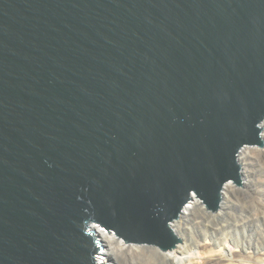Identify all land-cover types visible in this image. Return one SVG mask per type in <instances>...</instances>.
Segmentation results:
<instances>
[{
	"label": "water",
	"instance_id": "1",
	"mask_svg": "<svg viewBox=\"0 0 264 264\" xmlns=\"http://www.w3.org/2000/svg\"><path fill=\"white\" fill-rule=\"evenodd\" d=\"M263 126L264 0H0V264L175 249Z\"/></svg>",
	"mask_w": 264,
	"mask_h": 264
},
{
	"label": "bare ground",
	"instance_id": "2",
	"mask_svg": "<svg viewBox=\"0 0 264 264\" xmlns=\"http://www.w3.org/2000/svg\"><path fill=\"white\" fill-rule=\"evenodd\" d=\"M261 135L264 140V126L261 127ZM239 167L246 194L228 188L222 212L218 218L213 219H209L206 213H200L201 204L196 200L192 201L185 219L171 229L183 244L170 251L162 252L152 246L126 245L114 232H107L100 225L92 224L90 230L94 232V237L102 250L98 253V263L105 264L109 260L110 264H264V259L259 260L257 257L264 249V237L252 230L253 226L254 229H262L260 221L261 218L264 220V151L245 155ZM234 195L251 198L249 201L243 199L236 205L241 208L238 213L231 211V196ZM220 219L223 220L222 228H232L234 234H238V230L243 232L237 243L240 250L233 251L235 259H226L221 248L223 244H217L214 240L217 232L211 230ZM253 241L259 243L253 247ZM251 248L255 250L251 251ZM243 251L248 254L247 257L242 254ZM251 254L255 255L249 256Z\"/></svg>",
	"mask_w": 264,
	"mask_h": 264
},
{
	"label": "rangeland",
	"instance_id": "3",
	"mask_svg": "<svg viewBox=\"0 0 264 264\" xmlns=\"http://www.w3.org/2000/svg\"><path fill=\"white\" fill-rule=\"evenodd\" d=\"M231 199H232V205H231L232 213H238L240 211L241 208L236 206V205L241 203L243 201V199L246 200V201L251 200L250 197L246 196L244 198L242 195L231 196ZM252 204L255 205L253 202H252ZM200 213H202V214L205 213L203 208H202V211H200ZM248 214H249V211L246 212V215H248ZM214 223H215V221H214ZM221 223H223L222 219L218 220L215 223V225L212 227L211 231L217 232V235L214 238V240L216 241L217 244L218 243L223 244L221 246V248H223V250H224V255H225V257H227L226 259H235V255L233 254V251H239L240 250V245H239V248H238L237 247L238 246L237 243H238V238H241L243 236V232H242V230H238V234H234V230H232V228H228V227L222 228L221 227V225H222ZM260 224H261V227H262L263 230L259 229V228L258 229H254V226H253L252 230L257 231L258 233L262 234V236L264 237V220L262 218H261ZM110 233H112V232H110ZM173 235L177 238V236L175 235L174 232H173ZM177 239L180 240L179 238H177ZM225 240H227L228 242H226ZM253 242H254L253 247L256 246L257 243H259V241H253ZM180 243L183 244V242L181 240H180ZM178 245H180V244H178ZM224 245H226L225 248H224ZM140 246H147V245H140ZM152 247H155V246H152ZM155 248H157V247H155ZM157 249H159V248H157ZM252 250H255V249L251 248V251ZM242 254H244L245 257H247V255H248L244 251L242 252ZM252 255H255V254H251L249 256H252ZM257 257L259 258V260L260 259H264V249L262 250V253L260 255H258ZM108 261L109 260H107L105 262V264H110ZM97 262H98V258H97Z\"/></svg>",
	"mask_w": 264,
	"mask_h": 264
}]
</instances>
